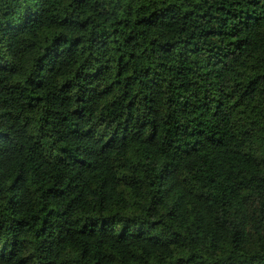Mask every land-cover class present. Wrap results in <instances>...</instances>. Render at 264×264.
I'll list each match as a JSON object with an SVG mask.
<instances>
[{
	"label": "trees",
	"instance_id": "obj_1",
	"mask_svg": "<svg viewBox=\"0 0 264 264\" xmlns=\"http://www.w3.org/2000/svg\"><path fill=\"white\" fill-rule=\"evenodd\" d=\"M0 264H264V0H0Z\"/></svg>",
	"mask_w": 264,
	"mask_h": 264
}]
</instances>
